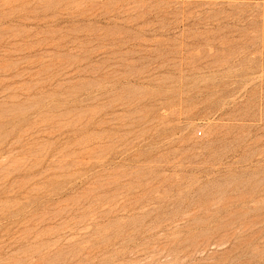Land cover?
Instances as JSON below:
<instances>
[{"label": "rangeland", "instance_id": "1", "mask_svg": "<svg viewBox=\"0 0 264 264\" xmlns=\"http://www.w3.org/2000/svg\"><path fill=\"white\" fill-rule=\"evenodd\" d=\"M0 264H264V0H0Z\"/></svg>", "mask_w": 264, "mask_h": 264}]
</instances>
